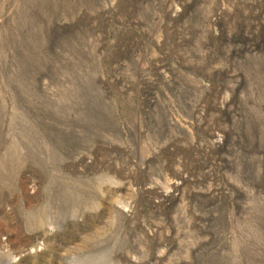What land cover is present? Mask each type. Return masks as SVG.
Returning a JSON list of instances; mask_svg holds the SVG:
<instances>
[{
    "label": "rangeland",
    "instance_id": "obj_1",
    "mask_svg": "<svg viewBox=\"0 0 264 264\" xmlns=\"http://www.w3.org/2000/svg\"><path fill=\"white\" fill-rule=\"evenodd\" d=\"M213 1L224 34L206 47ZM198 99L235 132L220 148L164 116L169 104L185 122ZM178 170L184 197L153 207ZM162 251L264 264V0H0V264H161Z\"/></svg>",
    "mask_w": 264,
    "mask_h": 264
},
{
    "label": "bare ground",
    "instance_id": "obj_2",
    "mask_svg": "<svg viewBox=\"0 0 264 264\" xmlns=\"http://www.w3.org/2000/svg\"><path fill=\"white\" fill-rule=\"evenodd\" d=\"M182 3V2H181ZM171 5V4H170ZM176 5V4H175ZM179 5H180V3H179ZM182 5V4H181ZM184 5V4H183ZM245 5V4H244ZM173 6V5H172ZM172 6H170V7H168L167 6V8H168V11H167V15H168V18H170V19H172L173 17H175V16H178L179 14H180V10H179V7L178 8H174V7H172ZM185 6V5H184ZM249 6V5H248ZM245 7L247 8V6L245 5ZM253 8V6L250 4V11H251V9ZM183 11V10H182ZM181 11V12H182ZM184 12V11H183ZM182 14V13H181ZM252 14V13H251ZM166 15V16H167ZM202 15V14H201ZM225 15V11L221 8V7H219V5L216 3V2H214L213 1V3H211V5H210V8L205 12V16L203 17L204 19H203V24H205V28L203 29V32L201 31V39H202V44L204 45V46H206L207 47V45L208 44H210V42H212V39H214V38H216V40H218V39H221V37L223 36V34H224V32H223V28H222V20H223V16ZM180 16H182V15H180ZM166 19V18H165ZM177 18H175V20H176ZM247 19H249V21H250V23H249V21H248V25H249V27H251L252 25H253V23H252V20H250V13H249V16L247 17ZM252 19V18H251ZM161 20H163V19H161ZM169 20V19H168ZM162 23V22H161ZM181 25V24H180ZM183 25V24H182ZM187 26V25H186ZM182 27V26H181ZM172 28V27H171ZM177 28H179L178 26H177ZM182 28H184V27H182ZM181 29V28H180ZM184 29H186V28H184ZM184 29H182V31L184 30ZM190 29V28H189ZM197 29V28H196ZM175 30V29H174ZM175 31H177L178 32V30H175ZM187 31V30H186ZM183 33H184V31H183ZM249 33V32H248ZM185 34V36H186V32L184 33ZM180 35H181V33H180ZM160 36L161 35H159V39L158 40H160ZM228 37L230 38V35H228ZM158 38V37H157ZM186 38V37H185ZM178 39H180V40H182V39H184V37H181V36H179V38ZM201 44V43H200ZM202 45V46H203ZM183 48V47H182ZM202 48H204V47H202ZM188 55V54H187ZM187 57V56H186ZM181 59H183V58H181ZM191 61V60H190ZM194 61V60H193ZM189 62V61H188ZM155 63V62H154ZM183 63H185V62H183ZM187 63V62H186ZM157 64V63H156ZM160 64V63H159ZM188 64V63H187ZM190 65H192L191 64V62L189 63ZM157 66V65H156ZM160 66H161V68H162V65L160 64ZM157 67H159V66H157ZM198 68V67H197ZM218 69V68H217ZM144 70V69H143ZM220 70V69H219ZM160 71V69L158 70V72ZM161 71H163V70H161ZM180 71V70H179ZM185 73V72H184ZM160 74V73H159ZM161 75H162V72H161ZM163 75H164V73H163ZM163 75H162V77H163ZM187 75V74H186ZM166 76V75H165ZM169 77V76H168ZM189 77V76H188ZM171 79V78H170ZM162 80H163V78H162ZM165 80H166V78H165ZM172 81V80H171ZM147 82V81H146ZM145 82V83H146ZM149 83V82H148ZM196 83V82H195ZM170 84V83H169ZM198 84V83H197ZM201 86V85H200ZM199 86V87H200ZM205 86V85H204ZM147 87V86H146ZM205 87H207V86H205ZM194 89V88H193ZM198 89V88H197ZM202 89V88H201ZM149 90H147V92H148ZM205 92V91H204ZM150 93V92H149ZM148 94V93H147ZM156 95V94H155ZM149 96V95H148ZM151 96V95H150ZM153 96V95H152ZM157 97V96H156ZM148 98H150V97H148ZM152 98V97H151ZM150 98V99H151ZM158 98V97H157ZM149 99V100H150ZM159 99V98H158ZM152 100V99H151ZM155 100H156V98H155ZM154 101V100H153ZM159 101V100H158ZM157 101V102H158ZM198 103L196 104V103H194V104H192L191 105V111L190 112H188V117H189V119L187 120V121H183V120H181V118L179 119V118H177L178 116H175L173 113H172V110H174V109H170L169 108V104H163V108H164V110H162V112L164 111L165 112V115L164 116H166L167 117V121H168V124H169V126L171 127V129L173 130V132H175V134L176 135H178V130H180V131H182V132H184V135L186 136V135H188V136H190L191 134H192V130L193 129H197L198 131H202L203 133L204 132H206V130H209V131H211V135H212V137H214L215 139H213V141H212V144H211V147L213 146H215V148H220V147H222L224 144H226V142H227V140H228V137H231V136H233L234 137V134H235V132L234 131H232V129H230V128H228V129H223L222 131L224 132L223 134L222 133H217L216 132V130H215V128L214 127H211L210 125H209V123L207 122V117H208V111L206 110V104H203V103H201L200 101L201 100H199L198 99ZM148 102V101H147ZM146 102V103H147ZM152 102V101H151ZM155 102V101H154ZM150 103V102H149ZM156 103V102H155ZM163 103V102H162ZM157 105V104H156ZM147 106H151V104H148ZM153 106V105H152ZM155 106V105H154ZM153 106V107H154ZM148 109V108H147ZM150 109V108H149ZM162 109V108H161ZM214 109H215V111H219L220 113H226V114H228V113H235L234 111V109H233V107L230 105V104H227V101H218L217 102V104H214ZM174 112V111H173ZM154 113V112H153ZM175 113V112H174ZM163 114V113H162ZM176 114V113H175ZM217 114H218V112H217ZM220 115V114H219ZM181 116V115H180ZM186 116V115H185ZM148 118V117H147ZM183 118V117H182ZM185 118V117H184ZM142 120V119H141ZM146 120V119H145ZM163 120V119H162ZM186 120V119H185ZM150 121V120H149ZM143 123V122H142ZM144 124V123H143ZM214 125V124H213ZM157 126H159V125H157ZM214 128V129H213ZM160 129V128H159ZM179 131V132H180ZM182 134V133H181ZM191 137L193 138V136L191 135ZM191 137H190V139H191ZM169 143V142H168ZM194 140L193 139H191V141H190V143H188V146L190 147L191 146V149H192V151H194L195 149H197V145L194 143ZM166 149V148H165ZM144 151V150H143ZM145 153V152H144ZM145 155V154H144ZM148 156V155H147ZM143 158V157H142ZM147 158V157H146ZM145 158V159H146ZM141 160H143V159H141ZM226 160V159H225ZM227 161H229V159H227ZM108 162V161H107ZM143 162V165H144V163L146 164L147 162H149V160H147V161H142ZM142 162H141V164H142ZM153 163V162H152ZM153 165V164H152ZM108 166V165H107ZM110 166V165H109ZM139 168H140V166H139ZM126 172V171H125ZM178 175H179V177L178 178H176L175 180H170L169 182H168V185H167V187L166 186H164V187H166V188H163L162 186L159 188H157V187H154L155 188V190H156V192L158 193V197H159V199L157 198V199H154V200H152V205H153V207H160L159 205H169V204H171L172 202H174L176 199H182V197H184V195H185V184L187 183V181H188V177H187V175L185 176L182 172H181V170H178ZM159 183V182H158ZM162 183V182H161ZM135 184V183H134ZM153 184V183H152ZM128 185V184H127ZM159 185V184H158ZM157 185V186H158ZM134 186V185H133ZM151 186H153V185H151ZM129 188H130V186H128ZM147 188V187H146ZM150 188V187H149ZM151 188H153V187H151ZM154 188L152 189V190H154ZM151 190V189H150ZM154 192L155 191H153V194H154ZM220 192H222L221 190H219V192L218 193H220ZM209 193V194H208ZM215 193H217V191L216 192H212V194H210V191L209 192H206V195H207V197L208 196H213V195H215ZM150 194H152V193H150ZM153 194H152V196H153ZM156 194V193H155ZM157 195V194H156ZM155 195V196H156ZM150 197V196H149ZM151 198V197H150ZM149 198V199H150ZM153 198V197H152ZM151 205V206H152ZM126 206H129V204L128 205H124V206H122L121 205V207L124 209L123 211H125L126 213H128V209H130V207H132V206H130V207H128V209L127 208H125ZM122 210V209H121ZM130 212V211H129ZM127 215H129V214H127ZM181 219V218H180ZM179 219V220H180ZM177 221V220H176ZM177 223V222H176ZM154 233H155V231L153 230V231H151L150 232V235H153V237H155L154 236ZM149 235V234H148ZM177 237H182L184 234H182V233H180V232H178L177 234ZM150 238V237H149ZM151 240H153L152 239V237H151ZM168 251V250H167ZM167 251H162L160 254H158V255H156V256H154V261L156 262V263H158V262H160L161 264H164V256H165V254H166V252ZM147 258H148V256H147ZM135 259V258H134ZM138 259V258H137ZM145 259V258H144ZM139 260V259H138ZM135 261V260H134ZM138 262H140V261H138ZM166 264V263H165ZM169 264H172V263H169ZM174 264V263H173Z\"/></svg>",
    "mask_w": 264,
    "mask_h": 264
}]
</instances>
